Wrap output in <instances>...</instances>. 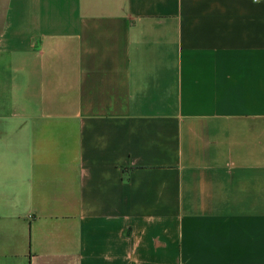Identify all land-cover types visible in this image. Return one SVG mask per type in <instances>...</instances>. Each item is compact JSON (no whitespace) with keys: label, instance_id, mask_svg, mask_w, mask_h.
I'll list each match as a JSON object with an SVG mask.
<instances>
[{"label":"crops","instance_id":"obj_1","mask_svg":"<svg viewBox=\"0 0 264 264\" xmlns=\"http://www.w3.org/2000/svg\"><path fill=\"white\" fill-rule=\"evenodd\" d=\"M0 264H264V2L0 0Z\"/></svg>","mask_w":264,"mask_h":264},{"label":"built area","instance_id":"obj_2","mask_svg":"<svg viewBox=\"0 0 264 264\" xmlns=\"http://www.w3.org/2000/svg\"><path fill=\"white\" fill-rule=\"evenodd\" d=\"M251 1H254V2H264V0H251Z\"/></svg>","mask_w":264,"mask_h":264}]
</instances>
